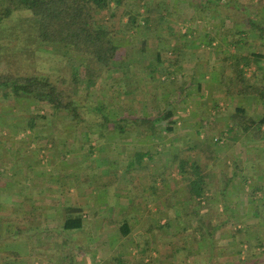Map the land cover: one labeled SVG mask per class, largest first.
<instances>
[{
  "label": "crops",
  "instance_id": "0c3cea01",
  "mask_svg": "<svg viewBox=\"0 0 264 264\" xmlns=\"http://www.w3.org/2000/svg\"><path fill=\"white\" fill-rule=\"evenodd\" d=\"M247 1L251 2L249 10L257 12L258 0ZM259 1L263 4L259 15H264V0ZM134 2L141 3L140 0ZM191 3V0H168L166 7L160 2L151 16V32L156 33V38H148L150 31L145 27L139 31L156 49V56L139 62L134 54L126 52L133 64L131 74L112 75L120 86V94L116 99L113 96V79L106 80V93L99 94L100 99L108 103L106 113L109 115L149 116L156 112L159 119L173 111L172 120L177 121L174 131L163 130L166 123L157 122L156 139H150L152 142L145 145L143 132L136 135L139 128L136 133H119L109 127L110 132L102 137L100 124L93 120L89 128L70 122L58 127L54 122L37 124L35 131L28 128V123L9 121L1 125L2 129H7L10 140L27 131L30 133L22 141H27L28 145L43 137L44 142L51 141L54 145L46 161H41L43 157L41 159L39 153L29 152L28 145L20 157L12 151L10 162L0 159V171L6 180L1 183L0 178L2 263L143 264L150 256L140 252L148 245L156 248V213L158 217L164 216L166 209L170 212L168 219L176 209L187 207L184 193L189 190L188 177L194 165L200 166L201 174L209 177L205 193L211 199L208 204L219 212H235L234 217L238 215L239 220L240 213L245 212L243 217L250 229L248 236L252 233L251 239L259 238L263 243L264 42L255 34L246 38L247 48L263 57H251V65L245 68L247 84L259 91L242 94L238 85H233L234 55L246 56L247 50L235 49L233 57L226 58L221 50L213 53L205 44L187 42V48L180 55L175 54L176 41L166 33L191 30L195 37H204L215 28L220 33L231 29L230 22L221 17L223 7L216 11L210 4L200 14H194ZM141 11L146 12V8ZM121 43L125 53L128 45ZM219 43L225 48L228 44L217 40L213 45ZM131 45L140 44L135 45L133 41ZM158 52L160 57H157ZM78 89V93H86L81 86ZM130 97L141 99L136 110L127 105ZM239 109L242 115L237 114ZM57 129L63 130L62 133ZM178 134L182 135L181 140ZM4 139L0 136V156ZM179 140L185 145L184 157L178 155L181 150L177 147L182 146ZM153 145L172 148L157 152ZM130 146L141 148L131 151ZM146 146H152L153 150L152 155L145 158L150 170L128 172L129 161L134 160L138 151L148 150ZM192 151L199 152L200 159ZM180 161L187 163L184 171ZM69 211L82 214V228L64 229ZM159 222L162 225L165 219ZM124 224L129 228L126 235V228L122 231ZM228 231H223L218 243L229 242ZM164 234L171 240L170 233ZM166 252L168 256L176 255ZM13 253L19 256L14 257ZM225 257L224 262H229ZM152 258L156 261V257Z\"/></svg>",
  "mask_w": 264,
  "mask_h": 264
},
{
  "label": "trees",
  "instance_id": "16d2710c",
  "mask_svg": "<svg viewBox=\"0 0 264 264\" xmlns=\"http://www.w3.org/2000/svg\"><path fill=\"white\" fill-rule=\"evenodd\" d=\"M159 1L168 6V0ZM191 1L194 14H200L203 9L210 7V4H213L216 11L223 7L221 17L226 22H230L231 29H225L220 33L215 28L204 37L200 35L195 37V33L191 30L184 33L163 32L168 38L176 41L175 54L180 55L187 48V42L205 44L213 53L221 50L226 58L233 57L232 51L235 49L247 50L246 56L234 55L236 59L233 66L235 73L233 85L237 84L242 94L259 91L247 84L245 68L251 65V57H263L262 54L257 55L247 48L246 39L255 34L259 41L264 42V15H259L260 7L263 6L261 1L258 0L255 4L258 13L249 10L251 2L247 0ZM140 2L142 5L138 6L128 0H0V96L7 102H14L13 107L22 105V102L35 101L47 109L48 113L37 114V118L28 121V128L31 131L36 130L38 118H45L48 122L52 118L58 127L61 123L65 127L70 122L76 126L89 128L93 125V121L98 122L102 137L104 133L110 132L109 127L119 133H136V128H139L136 135L141 131L145 138L154 140L156 123L162 121L166 123L163 130L174 131L177 121L172 120L173 111L166 112L159 119H156V115L139 117L132 116L134 114L109 115L106 113L108 103L105 100L100 99L99 95L96 96L100 100L91 98L95 92L104 93L107 87L105 82L107 79H113V74L118 72H123L126 76L131 74L133 64H130L129 57L126 56L128 50L124 53L125 49L115 36L112 26V20L115 19L118 9L124 7L122 18L127 20L123 24L122 18L120 19L122 30L131 33L129 36L135 45L140 44L134 46V56L137 61L156 56V49H153L147 40L153 36L156 38V33L151 32V16L156 7L160 6V2L158 0H140ZM141 8H146V12H142ZM161 20H164V17ZM15 21L28 26L25 35L9 32L17 25L13 26ZM142 27L150 31L146 41L139 34ZM191 37L193 40L190 39ZM232 37L236 40H232ZM217 40L228 42L227 47H223L224 45L220 43L213 45ZM56 47L63 51H56L54 49ZM50 49L53 50L49 51ZM157 57H160L159 52ZM27 58L28 62H26ZM45 62L51 64L47 72L42 70L41 66ZM74 62H79L80 67L75 66ZM81 68H84V82L79 73ZM113 80L115 93L113 96L116 99L120 94V86L115 82V78ZM79 86L86 92L85 94L78 93ZM242 113L241 109L237 111L238 115ZM57 131L62 133L63 130L57 129ZM48 138L51 139V135ZM152 153V146L148 150L138 151L134 160L128 163V172L150 170L145 158ZM179 165L184 171L187 163L180 161ZM191 169L188 177L189 190L184 193L187 207L176 209L168 219L170 212L164 209L162 212L165 214V223L161 226L160 217L157 216L156 230L172 229L177 237L185 238V244L188 239L189 243L186 246L178 245L175 249L178 255H184L183 264H261L260 257L264 253H257L262 247L259 238H247L245 229H237L238 222L235 220L239 219L236 218L237 216L231 217L232 211L225 210L222 215V212L208 204L211 199L205 193L206 178L209 177L201 174L198 165H194ZM2 172L0 171V178L4 174ZM149 179L155 183L153 177L150 176ZM82 227V214L79 216L76 215V211H69L64 229L74 230ZM125 228L126 235L128 225L124 224L122 231ZM225 230H229L230 237L229 242L222 245L218 242ZM245 244L248 248L242 253L238 247ZM156 249L157 244L156 248L148 245L147 249L140 253H150ZM12 255L19 256L18 253ZM224 257L229 262H224ZM4 264H13V261H6ZM145 264H153V262L150 259Z\"/></svg>",
  "mask_w": 264,
  "mask_h": 264
},
{
  "label": "rangeland",
  "instance_id": "374dc122",
  "mask_svg": "<svg viewBox=\"0 0 264 264\" xmlns=\"http://www.w3.org/2000/svg\"><path fill=\"white\" fill-rule=\"evenodd\" d=\"M129 2H134V0H128ZM136 3V2H135ZM137 4V3H136ZM138 6H140L141 5V3H138L137 4ZM123 10H124V7L123 8H120V9H118V11H117V14H116V17H115V19L114 20H112V26H113V30H114V34H115V36L117 37V39H118V41H120V42H124L125 44H127L128 46V51H127V53H131L132 55L134 54V52H135V47H132V43H133V40L130 38V36H129V33H127L125 30H122V28H121V22H120V19L122 18V13H123ZM123 20H125V18H123ZM18 21H15L14 23H13V26L15 25V24H17L14 28H12V30L11 31H9V32H11V33H13V34H15V33H20L21 35H25L26 34V31H28L27 30V28H28V26H26V25H24L23 23H17ZM125 23V21L123 22V24ZM23 33V34H22ZM131 43V44H130ZM135 43V42H134ZM28 48V47H27ZM56 51H58V50H60V51H63L61 48H54ZM53 49H50L49 51H52ZM49 54H51V53H49ZM28 58H27V61L26 62H28ZM71 64H72V62H71ZM74 64H75V66H78V67H80L79 66V62H77V63H75L74 62ZM42 67H43V69L42 70H44V71H49V68L51 67V64L48 62H45L43 65H41ZM79 73H80V75H81V79H82V81L84 82V79H85V75H84V68H81L80 70H79ZM117 77V76H116ZM101 92V91H100ZM100 92H99V94H100ZM103 92H105L106 93V91H103ZM108 93V92H107ZM85 94V93H84ZM99 94H95V95H91V98L93 99V100H96L97 99V96L96 95H99ZM83 95V94H82ZM127 105L128 106H130V109L131 110H136V106L138 107V101L139 100H141V99H137V98H132V97H130V98H127ZM15 103L14 102H11V101H9V102H7V101H5L1 96H0V114H1V117H0V133H1V138L2 139H4L6 142L4 143L5 145H4V147L3 148H1V150H2V152H1V156H0V159L3 161V162H6V161H11L12 159H11V156H12V151L13 152H15L14 153V155H17V153H18V157H20V155L23 153V151H24V149L25 148H27L28 146V148H29V152H31V153H39V157L42 159V157H43V159L41 160V161H46V159L45 158H47L49 155H50V153H51V151H52V149H53V146L54 145H52V143L50 144V145H48L49 144V142L48 143H46V142H44V140H43V138H45V137H43L42 139H40V138H38V141L37 142H34V143H29V145L27 144L28 142L26 141V143L25 142H23L22 140H26L27 139V135L30 133V132H28L27 133V131L25 132L26 134H22V135H19V137H17L18 138V140H17V138L16 139H14V140H10V139H8V137H7V135L9 134L8 132H7V129H2V124H6V122H9V121H14V122H17V123H28V121L30 120V119H33V118H37V114H39V115H44V113H48L47 112V109L45 108V107H42L41 106V104H39V103H37V102H35V101H26V102H22V105H18V106H16V107H13L12 105H14ZM131 105H133V106H131ZM135 105V106H134ZM140 106V105H139ZM137 109H139V108H137ZM150 109H152V108H150ZM153 110V109H152ZM151 110V111H152ZM13 111H14V114H13ZM150 111V110H149ZM12 114L13 115H15V116H12ZM150 115L151 116H153V115H156V112H152V113H150ZM11 116V117H10ZM132 116H137V114L136 113H134V115H132ZM138 116H141L140 114H138ZM49 122L50 123H54V120H52V118L49 120ZM45 118H38L37 119V122H36V124H40V125H46V124H48L49 123ZM46 127V126H45ZM47 127H49V126H47ZM2 129V130H1ZM3 132H6V134H3ZM50 132H52V131H50ZM8 133V134H7ZM179 135V137L180 138H178V139H182V135L181 134H178ZM35 138V137H34ZM28 140H30V138L28 139ZM178 141L180 144L182 143L181 141ZM150 142V139L149 138H146L145 139V143L146 144H148ZM155 144H156V142H155ZM28 145V146H27ZM51 146V147H50ZM150 146V145H149ZM149 146H146V148H148ZM184 146L185 145H183V143H182V146H178L177 148H179V150H181L180 151V154H178L179 156H182V157H184V150H185V148H184ZM143 148H144V146H142ZM153 147L155 148L154 150L155 151H159V152H162V151H164L165 149L167 150L168 148H172V147H166V146H159V145H153ZM130 148H131V151H133L134 150V148L135 149H140L141 147L140 146H130ZM157 149H159V150H157ZM175 150V149H174ZM173 150V151H174ZM196 150H199V149H196ZM172 151V152H173ZM29 152H27V153H29ZM192 152H194V153H196V154H198L197 155V157H198V159H200V156H199V152H197V151H192ZM13 158V157H12ZM45 159V160H44ZM21 160V159H20ZM1 183H6V180L4 179V177H1ZM222 212V215H223V212H224V210L222 211H220V213ZM226 212V211H225ZM232 214L233 215H231V217L232 218H234V215H235V212L233 213L232 212ZM238 216V215H237ZM240 220L239 221H244L243 222V224L241 223V222H239L240 224H241V226L239 227V225H237V229H245V234H246V237L247 238H250L251 236H253V234L251 233V234H249V236H248V230H250L249 228H248V225L246 224L248 221L247 220H244L245 218V216H246V214H245V212H242V213H240ZM244 216V217H243ZM156 217H157V213H156ZM165 219V214H164V216L162 215V216H160V221H162V220H164ZM253 222V221H252ZM162 225H164V224H162ZM161 225V226H162ZM165 232H168V233H170V234H168V235H170L171 236V240H170V237L168 236L167 238L164 236L165 234ZM251 232V231H250ZM163 234V235H162ZM162 235V236H161ZM156 241H157V249H156V251H153V252H150V253H152V256H154V257H156V261H155V259H153V258H150L151 257V255H150V253L148 254L150 257H148L147 259H149V260H147L146 262H148V261H150V259L152 260V262L154 263V262H156V264H183V261H184V259L182 258V257H184V255H178V253L176 252V247H178V245L180 246V247H182L183 246V244H184V246H186V244H188L189 243V241H188V239H187V243L185 244V238H183V237H177V235H176V232L174 231V230H172V229H165V230H159V231H157L156 230ZM165 238V239H164ZM227 243V242H226ZM263 243H264V240H263ZM262 243V247L257 251V253H264V244ZM183 246V247H184ZM246 248H248V245L247 244H245L244 246H241V247H238V250L239 251H241L242 253H244V250L246 249ZM171 250V251H170ZM166 251H169L170 253H175L176 255H172V256H168V254H166L167 252ZM246 251V250H245ZM168 252V253H169ZM154 253H156V254H154ZM241 253V254H242ZM148 255H146L145 256V259H146V257L148 256ZM144 259V260H145ZM260 263L261 264H263L264 263V254L263 255H261V257H260ZM145 261H144V264L146 263ZM5 263V262H4ZM4 263H2L1 262V259H0V264H4Z\"/></svg>",
  "mask_w": 264,
  "mask_h": 264
}]
</instances>
